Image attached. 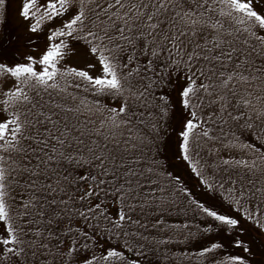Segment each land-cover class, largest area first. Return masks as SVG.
<instances>
[{"label": "snow or ice", "instance_id": "6c2138e0", "mask_svg": "<svg viewBox=\"0 0 264 264\" xmlns=\"http://www.w3.org/2000/svg\"><path fill=\"white\" fill-rule=\"evenodd\" d=\"M0 264H264V0H0Z\"/></svg>", "mask_w": 264, "mask_h": 264}, {"label": "trees", "instance_id": "16d2710c", "mask_svg": "<svg viewBox=\"0 0 264 264\" xmlns=\"http://www.w3.org/2000/svg\"><path fill=\"white\" fill-rule=\"evenodd\" d=\"M9 24H10L12 27H15V25H16V21H15L14 16H13V18L10 19ZM129 255H130L131 257L135 258V253H129Z\"/></svg>", "mask_w": 264, "mask_h": 264}]
</instances>
